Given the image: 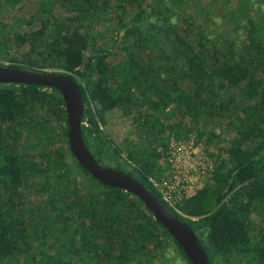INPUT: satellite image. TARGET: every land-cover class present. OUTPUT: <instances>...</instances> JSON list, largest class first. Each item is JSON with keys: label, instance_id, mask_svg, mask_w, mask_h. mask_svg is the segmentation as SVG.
<instances>
[{"label": "trees", "instance_id": "obj_1", "mask_svg": "<svg viewBox=\"0 0 264 264\" xmlns=\"http://www.w3.org/2000/svg\"><path fill=\"white\" fill-rule=\"evenodd\" d=\"M25 1L0 0V8ZM223 2L234 27L215 34L206 23L211 1L196 24L186 0H39L27 22L38 28L0 26V50L11 67L65 71L80 84L96 159L132 174L188 222L211 264H264V2ZM115 108L136 129L116 144L104 127ZM220 118L229 119L222 132L235 135L226 147L210 132L218 146L208 151L211 181L177 210L152 180L170 176L169 135ZM68 132L57 88L0 83V264H153L174 252L192 264L141 198L91 176ZM48 133L55 150L42 144ZM72 165L93 184L63 198L58 185Z\"/></svg>", "mask_w": 264, "mask_h": 264}, {"label": "water", "instance_id": "obj_2", "mask_svg": "<svg viewBox=\"0 0 264 264\" xmlns=\"http://www.w3.org/2000/svg\"><path fill=\"white\" fill-rule=\"evenodd\" d=\"M0 83L34 84L57 88L63 96L69 125V145L75 158L97 181L121 188L141 198L145 206L173 236L192 264H211L208 254L191 225L168 211L158 198L129 172L101 164L87 146L83 134L84 93L80 84L65 71L33 70L0 64Z\"/></svg>", "mask_w": 264, "mask_h": 264}, {"label": "rangeland", "instance_id": "obj_3", "mask_svg": "<svg viewBox=\"0 0 264 264\" xmlns=\"http://www.w3.org/2000/svg\"><path fill=\"white\" fill-rule=\"evenodd\" d=\"M213 3V5L210 7V14L208 17H206L207 25L210 27L212 33H223V29L226 28L228 25L229 30H233L234 23L230 21L228 18V7H226L223 0H201L197 6L194 5V2L197 3V0H193L192 2L186 0L187 5L189 6L188 10L191 15L194 16L196 24H202V19L205 17L203 8L207 6L208 3ZM231 4H229V7L232 9L236 7L237 0H230ZM261 2H264V0H260ZM39 0H26L22 4L18 5L15 8H0V26H3L4 24L11 25L10 30H20V31H33L38 28V25L27 23L30 19V16L35 14L38 8ZM230 3V2H229ZM226 7V8H224ZM63 12V11H62ZM59 8L57 9L56 13H62ZM63 14V13H62ZM24 20V22H22ZM211 21V22H210ZM204 24V22H203ZM102 26H97V29H100ZM243 33H240L239 36L242 37ZM154 43L156 41V38L153 39ZM144 45H147L146 50H151V45L147 42L144 43ZM157 49V48H156ZM0 64L7 65L9 64V61L6 60V58H2L3 55L5 56V52L2 54L0 50ZM107 124L104 126L106 133L109 135L111 141L113 143H121V140L126 135H133L135 136L136 129L134 128L132 124V119L128 116H126L122 109L115 108L112 111H109L106 115ZM229 119L227 118H220L217 120H214L210 123L203 122L201 124H194L193 122H187L183 124V134L177 135L176 133H173L169 135V140L171 137H174L178 140L182 141H191V139H195L196 143H200L198 141L203 142V151L205 154H208V151H212L214 153H217L218 146H217V139L214 142H210L209 135L210 132L213 130L216 134L221 135L222 143L224 146H229V141L233 138L235 135L234 132H230V134H226L223 131L225 129ZM55 127V126H54ZM42 128V127H41ZM25 134H29V131H24ZM32 136V135H31ZM38 138V137H37ZM37 138L35 139L37 142ZM35 140H29L27 141V147L29 150L34 149L37 147ZM42 144L45 145L49 149L55 150L59 143L55 139H51V137L45 135L42 139ZM212 158V156H210ZM223 157H227V153L223 151ZM213 159V158H212ZM164 161L167 163L166 160V152H165V158ZM71 172L69 173L68 177L65 179L62 184L58 185V193L60 197L68 198L70 197L71 190L73 188H80L82 190L90 187L93 183L90 177L85 176L83 173H81L80 170L76 169L74 165L71 167ZM254 218L260 219L259 215L254 214ZM49 246V245H48ZM49 249L51 253L55 254L57 253L54 248L49 246ZM171 262L168 261V258H165L161 261H155L153 264H187L184 260H181V262L177 261L180 257L179 255L174 252L171 253ZM23 264V263H21Z\"/></svg>", "mask_w": 264, "mask_h": 264}, {"label": "built area", "instance_id": "obj_4", "mask_svg": "<svg viewBox=\"0 0 264 264\" xmlns=\"http://www.w3.org/2000/svg\"><path fill=\"white\" fill-rule=\"evenodd\" d=\"M198 142L171 137L166 152V160L171 167L170 176L162 182L152 179L163 198L177 210L179 201L195 195L211 181L214 157L212 159L209 152L205 154L203 142Z\"/></svg>", "mask_w": 264, "mask_h": 264}]
</instances>
